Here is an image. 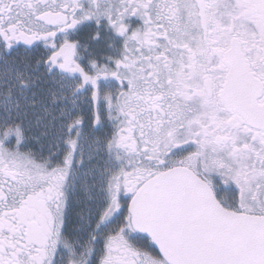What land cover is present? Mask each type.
<instances>
[{"label":"snow or ice","instance_id":"1","mask_svg":"<svg viewBox=\"0 0 264 264\" xmlns=\"http://www.w3.org/2000/svg\"><path fill=\"white\" fill-rule=\"evenodd\" d=\"M0 264H264V0H0Z\"/></svg>","mask_w":264,"mask_h":264}]
</instances>
